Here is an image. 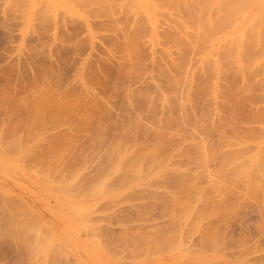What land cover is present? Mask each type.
<instances>
[{"label": "rangeland", "instance_id": "1", "mask_svg": "<svg viewBox=\"0 0 264 264\" xmlns=\"http://www.w3.org/2000/svg\"><path fill=\"white\" fill-rule=\"evenodd\" d=\"M39 1L42 4H38V0H0V264H264V0H219L223 8L218 6L219 12L213 11L210 0L203 1L194 20L203 17L205 20L209 10L215 20L222 17V20H228L211 33L207 32V23L193 25L186 22L184 6L193 1L196 5V0H135L136 6L143 4L141 9L139 6L133 8L130 0ZM127 2L130 3L128 9L125 8ZM43 4L52 9L48 10L50 8ZM155 14L159 15L155 17ZM156 18H160L159 21ZM132 20L139 21L140 25L146 22L142 26L150 25L146 28L152 32L143 27L141 33L147 35L140 33L138 38L135 37L136 44L141 46H138L141 49L138 53L132 51L133 46L128 42L133 36L132 27L137 24ZM132 23L136 24L133 26ZM179 29L192 34L184 32L183 35ZM238 30L246 36L242 40L249 39V45L241 39L239 42L230 39ZM174 31L179 39L169 37ZM200 31L202 39H196L198 44L188 45L186 41ZM125 44L129 47L123 46ZM232 46H236L235 51ZM224 47L231 51L226 63L222 60ZM208 61L209 64L220 62L221 67L216 65L214 72L209 73ZM92 71L97 74V79L90 74ZM222 72L225 73L222 75ZM171 81L173 86L169 85ZM177 82L183 83L182 86ZM161 95L166 100L163 101ZM186 101L190 103L187 105ZM103 106L108 107L109 115L102 110ZM44 109L46 112L43 113ZM163 127L166 129L162 130ZM96 128H101L100 132ZM37 141L38 148L35 146ZM44 147L47 152L43 151ZM136 153L142 158L138 155L132 158ZM230 159L235 160L234 163ZM154 161L159 166L152 163ZM150 162L152 172L147 169ZM228 165L230 167L226 169ZM246 173L250 174L249 178ZM44 184L51 189L45 188ZM259 185L262 188H258ZM63 187L65 193H62ZM111 188L113 192L110 193ZM248 189L253 190L248 192ZM55 190L60 192L54 193ZM250 193H256V197H251ZM81 206L85 209L79 215L68 209L80 207L81 212ZM80 215L82 217L78 218Z\"/></svg>", "mask_w": 264, "mask_h": 264}, {"label": "bare ground", "instance_id": "2", "mask_svg": "<svg viewBox=\"0 0 264 264\" xmlns=\"http://www.w3.org/2000/svg\"><path fill=\"white\" fill-rule=\"evenodd\" d=\"M43 1H44V0H43ZM48 1H49V0H48ZM54 1H55V0H54ZM128 1H129V0H128ZM139 1H140V0H139ZM158 1H159V0H158ZM162 1H163V0H162ZM176 1H177V0H176ZM182 1H183V0H182ZM185 1H186V0H185ZM203 1H205V0H196V2H197L196 5H194V1H193V3H189L190 5H185V6H184V7H185V13H184V15L186 16V18H188V19H186V22H189V23H191V24H193V25H194L195 23H200V24H201V23H207V27H208V28H207V32H209V33H211L212 31H214V29L218 28V25H220V24H224V23L227 24L226 22H228V20H226V19H225V20H222V18H223L222 16H219L220 18L222 17L220 20H219V19H218V20H215V18L211 17V16H210L211 14L209 13L210 10L206 13V15H205V20H203L204 17L202 18V16H203V15H201L202 13L200 14L202 20H201V19H196V20H194L195 17L198 16L199 11L202 9V8H201V9L199 10V6H203V5H204V4L201 5V3H203ZM258 1H260V0H258ZM33 2H34V1H33ZM40 2H41V3H40ZM124 2H125V1H124ZM130 2H132V6H133V8H136V7L139 6L140 9H141V6L143 5V4H141V3L138 2L139 4H137L138 6H136V3H134V2H136L135 0H134V1H131V0H130ZM140 2H141V1H140ZM145 2H146V1H145ZM152 2H153V1H152ZM152 2H151V3H152ZM156 2H157V1H156ZM186 2H187V1H186ZM189 2H190V0H189ZM210 2H211L210 7H213V8H214L213 11H215V12H219L220 10H219L218 6H219L220 8L222 7V4L220 3V1H219V0H210ZM263 2H264V1H263ZM37 3H38V4H39V3L42 4V1H39V0H38ZM37 3H35V4L37 5ZM51 3H52V2H50V4H51ZM71 3H72V2H71ZM107 3H108V2H107ZM110 3H111V2H110ZM113 3H114V2H113ZM119 3H120V2H119ZM127 3H128V2H127ZM153 3H155V2H153ZM57 4H58V3H57ZM116 4H117V3H116ZM129 4H130V3L125 4V5H126L125 8H127V7H128L127 5H129ZM157 4H158V2H157ZM164 4H165V3H164ZM172 4H173V2H172ZM176 4H177V3H176ZM179 4H180V3H179ZM251 4H252V3H251ZM263 4H264V3H263ZM263 4H262V5H263ZM43 5H44L45 7H46V6L49 7L48 4H47V5L43 4ZM97 5H98V4H97ZM99 5H100V4H99ZM134 5H135V7H134ZM154 5H156V3H155ZM159 5H160V4H159ZM162 5H163V4H162ZM182 5H183V4H182ZM41 6H42V5H41ZM44 6H43V7H44ZM77 6H78V5H77ZM88 6H89V5H88ZM88 6H87V7H88ZM101 6H102V5H101ZM109 6H110V5H109ZM109 6H108V7H109ZM122 6H124V5H122ZM129 6H130V5H129ZM132 6H131V7H132ZM152 6H153V5H152ZM168 6H169V5H168ZM174 6H176V5H174ZM174 6H173V7H174ZM179 6H181V5H179ZM207 6H208V5H207ZM207 6H206V7H207ZM48 7H46V8L48 9ZM131 7H129V8H131ZM154 7H155V6H153V8H154ZM165 7H166V6H165ZM176 7H177V6H176ZM204 7H205V6H204ZM235 7H236V6H235ZM49 8H50V9H48V10H51V9H52L51 7H49ZM83 8H84V7H83ZM110 8H111V7H110ZM119 8H120V7H119ZM122 8H123V7H122ZM122 8H121V9H122ZM168 8H169V7H168ZM43 9L45 10V8H43ZM53 9H54V8H53ZM95 9H96V8H95ZM102 9H103V8H102ZM102 9H101V10H102ZM107 9H108V8H107ZM115 9H116V8H115ZM127 9H128V8H127ZM127 9H126V10H127ZM156 9H157V8H156ZM205 9H206V8H205ZM210 9H211V8H210ZM221 9L223 10V8H221ZM103 10H104V9H103ZM118 10H119V9H118ZM118 10H117V11H118ZM129 10H130V9H129ZM135 10H136V9H135ZM137 10H139V9L137 8ZM137 10H136V11H137ZM146 10H148V9H146ZM149 10H150V9H149ZM160 10L163 11L162 9H160ZM164 10H165V8H164ZM173 10H174V9H173ZM181 10H182V9H181ZM263 10H264V9H263ZM23 11H24V10H23ZM25 11H26V9H25ZM109 11H110V10H109ZM139 11H140V10H139ZM139 11H138V13H139ZM153 11H154V10H153ZM153 11H152V12H153ZM183 11H184V9H183ZM183 11H182V12H183ZM121 12H122V11H121ZM124 12H125V11H124ZM128 12H129V11H128ZM130 12H131V11H130ZM134 12H135V11H134ZM147 12H148V11H147ZM149 12H150V11H149ZM163 12L166 13V11H163ZM167 12H168V10H167ZM171 12H172V11H171ZM175 12L178 13L176 10H175ZM37 13H38V12H37ZM87 13H88V12H87ZM98 13H99V11H98ZM112 13H113V12H112ZM136 13H137V12H136ZM141 13H142V12H141ZM141 13H140V14H141ZM144 13H145V12H144ZM154 13H155V12H154ZM164 13H163L162 16H164ZM168 13H169V12H168ZM168 13H166V14H168ZM179 13H180V12H179ZM211 13H212V10H211ZM69 14H70V13H69ZM101 14H102V13H101ZM105 14H106V13H105ZM140 14H136V15L138 16V15H140ZM173 14H174V12H173ZM173 14H172V15H173ZM79 15H80V14H79ZM96 15H97V14H96ZM103 15H104V14H103ZM152 15H153V13H152ZM157 15H159V14H157ZM157 15L155 14V17H156ZM73 16H74V14H73ZM123 16H124V15H123ZM132 16H133V14H132ZM254 16H255V15H254ZM254 16H252V18H253ZM256 16H257V15H256ZM258 16H259V15H258ZM263 16H264V15H263ZM96 17H97V16H96ZM98 17H99V16H98ZM141 17H144V16L141 15ZM152 17H153V16H152ZM158 17H159V16H158ZM182 17H183V16H182ZM246 17H247V16H246ZM132 18L134 19V17H132ZM144 18H145V17H144ZM144 18H143V21H144L145 19H147V18H145V19H144ZM148 18H149V16H148ZM160 18H161V17H160ZM160 18H159V19H160ZM168 18H169V17H168ZM178 18L180 19V17H178ZM184 18H185V17H184ZM141 19H142V18H141ZM156 19H158V18H156ZM159 19H158V21H159ZM118 20H119V19H118ZM138 20H139V18H138ZM151 20H152V19H151ZM154 20H155V19H154ZM182 20H183V18H182ZM130 21H131V20H130ZM132 21H133V22H136V23L139 22V21H134V20H132ZM140 21H141V20H140ZM145 21H147V20H145ZM148 21H149V20H148ZM179 21H180V20H179ZM184 21H185V20H184ZM184 21H183V22H184ZM110 22H111V21H110ZM116 22H117V21H116ZM122 22H123V21H122ZM155 22H156V21H155ZM155 22H154V23H155ZM136 23H135V24H136ZM144 23H146V22H144ZM144 23H143V24H144ZM148 23H150V22H148ZM151 23H152V22H151ZM158 23H159V22H158ZM177 23H178V22H177ZM179 23L181 24V22H179ZM236 23H237V22H236ZM87 24H88V23H86V25H87ZM122 24H123V23H122ZM129 24H130V23H129ZM135 24H134V25H135ZM143 24H142V25H143ZM152 24H153V23H152ZM156 24H157V22H156ZM156 24H155V25H156ZM191 24H190V25H191ZM88 25H90V24H88ZM91 25H92V24H91ZM132 25H133V23H132ZM134 25H133V26H134ZM142 25H140V23H137L136 26H134L135 28L132 27V28L134 29V32H132L133 29L131 30L132 35H133L132 37H130V35H129L130 33H129V34L127 33V34H128V37H130V38H129V41H128V38H126V40L131 44V46H133V48H132L133 50H132V51L136 50V51H135L136 53H138L137 51H140V50H141L140 48H138V46H139V47H141V46L136 44L137 41H135V37L138 38V35L142 32L143 27H144V26H142ZM146 25H147V24H146ZM146 25H145V26H146ZM155 25H154V26H155ZM183 25H184V24H183ZM103 26H104V25H103ZM107 26H108V25H107ZM149 26H150V25H149ZM149 26H146V27L148 28ZM152 26H153V25H152ZM154 26H153V28H154ZM178 26H179V25H178ZM178 26H176V27H178ZM187 26H188V25H187ZM198 26H199V25H198ZM87 27H88V26H87ZM116 27H117V26H116ZM129 27H130V26H129ZM146 27H144V30H145ZM155 27H156V26H155ZM174 27H175V26H174ZM174 27L171 28V30H172V29L174 30ZM182 27H183V26H181V28H182ZM189 27H190V26H188V28H189ZM238 27H240V26L238 25ZM88 28H89V27H88ZM123 28H124V26H123L122 29H121V30H122V33H123ZM127 28H128V27H127ZM147 28H146V29H147ZM156 28H157V27H156ZM184 28H186V27H184ZM197 28H198V27H197ZM226 28H227V27H226ZM261 28H262V27H261ZM125 29H126V28H125ZM151 29H152V28H151ZM154 29H155V28H154ZM158 29H159V28H158ZM177 29H178V28H177ZM182 29H183V28H182ZM193 29H194V28H193ZM199 29H200V28H198V30H199ZM205 29H206V28H205ZM234 29H235V28H234ZM237 29H238V28H237ZM147 30L150 31V33H152L151 30H149V29H147ZM171 30H170V31H171ZM179 30H180V29H179ZM183 30H184V29H183ZM251 30H252V29H251ZM128 31H130V30H128ZM128 31H127V32H128ZM152 31H153V29H152ZM154 31H155V30H154ZM154 31H153V32H154ZM161 31H162V30H161ZM167 31H168V30H167ZM176 31H177V30H176ZM201 31H202V30H201ZM201 31H200V34H199V33H197V34H194V33H193L194 35H192L191 39H190L189 41L187 40L186 43H187L188 45H196V44H198V43H196V42L199 40V38L202 39V38H201V37H202V36H201ZM227 31H228V30H227ZM232 31H233V30H232ZM249 31H250V30H249ZM143 32H144V31H143ZM165 32H166V31H165ZM180 32H181V30H180ZM182 32H183V33H182ZM182 32H181V33L184 35V32H186V31H182ZM189 32L191 33V31H189ZM189 32H188V33H189ZM192 32H193V31H192ZM254 32H255V31H254ZM124 33H126V32H124ZM144 33H145V32H144ZM144 33H143V34L141 33V34H142V35H145ZM156 33H157V32H156ZM168 33H170V32L168 31ZM176 33H177V32L174 31V33H172V35H169V37H170V36H171L172 38H175V37H176V38H175V40H176V39L178 38V37L176 36ZM178 33H179V32H178ZM188 33L186 32V35H187ZM119 34H120V33H119ZM127 34H125V36H126ZM141 34H140V35H141ZM153 34H154V33H153ZM170 34H171V33H170ZM182 34H181V35H182ZM191 34H192V33H191ZM191 34H190V36H191ZM223 34H224V33H223ZM120 35H121V34H120ZM146 35H147V34H146ZM146 35H145V36H146ZM151 35H152V34H151ZM188 35H189V34H188ZM216 35H217V34H216ZM216 35H215V36H216ZM231 35H233V33H232ZM243 35H244V34H243ZM243 35H242V31H241V30H240V31L238 30V32L236 31V33H235L230 39H232V40H234V41H238V42H239V40L241 39L240 41H242V42L247 46V45L250 44V41H249V44H247V42H248L249 39H248V40H244V39H243V40H244V41H243L242 38L246 37L245 35H244V36H243ZM148 36H149V34H148ZM157 36H158V35H157ZM167 36H168V35H167ZM167 36H166V37H167ZM179 36H180V34H179ZM215 36H214L213 39H215ZM222 36H223V35H222ZM242 36H243V37H242ZM259 36H260V34H259ZM88 37H89V36H88ZM126 37H127V36H126ZM141 37H143V36H139V38H141ZM163 37H165V35H164ZM248 37H249V36H248ZM248 37H247V38H248ZM90 38H91V37H90ZM92 38H93V37H92ZM122 38H123V37H122ZM137 38H136V39H137ZM255 38H256V37H255ZM255 38H254V39H255ZM87 39H89V38H87ZM149 39H150V38H149ZM158 39H159V38H158ZM178 39H179V38H178ZM196 39H198V40L196 41ZM209 39H210V38H209ZM218 39H219V38H218ZM225 39H226V38H225ZM237 39H238V40H237ZM151 40H152V39H151ZM169 40H170V39H169ZM172 40H173V39H171V41H172ZM182 40H183V38L181 39V41H182ZM184 40H185V38H184ZM210 40H211V39H210ZM210 40H209V41H210ZM256 40H257V39H256ZM258 40H259V39H258ZM86 41H87V40H86ZM108 41H109V40H108ZM203 41H205V40H203ZM212 41H213V40H212ZM215 41H216V40H215ZM263 41H264V40H263ZM125 42H126V41H125ZM125 42H124V43H125ZM173 42H174V40H173ZM173 42H172V43H173ZM184 42H185V41H183V43H184ZM200 42H201V40H200ZM242 42H241V43H242ZM245 42H246V43H245ZM251 42H252V41H251ZM85 43H86V42H85ZM85 43H84V44H85ZM126 43H127V42H126ZM129 43H128V44H129ZM138 43H139V41H138ZM177 43H180V42H177ZM177 43H176V44H177ZM181 43H182V42H181ZM195 43H196V44H195ZM201 43L203 44V42H201ZM205 43H206V42H205ZM207 43H208V41H207ZM231 43H232V42H231ZM234 43H235V42H234ZM256 43H257V41H256ZM128 44H127V45L125 44V45H123V46H127V47H129ZM176 44H175V45H176ZM184 44H185V43H184ZM187 44H186V45H187ZM152 45H153V44H152ZM177 45H178V44H177ZM199 45H200V44H199ZM165 46H166V45H165ZM181 46H183V44H182ZM204 46H205V45H204ZM189 47H190V46H189ZM201 47H203V46H201ZM229 47H230V46H229ZM232 47H233V50H232V51H235V47H236V46H232ZM241 47H242V46H241ZM123 48H124V47H123ZM123 48H122V49H123ZM125 48H126V47H125ZM171 48H172V47H171ZM182 48H185V47H182ZM191 48H192V47H191ZM191 48H190V49H191ZM224 48L226 49V51H224V50L222 51V58H223L222 60H223V63H226V60H225V59H227V58L229 57V55L231 54V51L227 50V47H224ZM126 49H127V48H126ZM129 49H130V48H129ZM139 49H140V50H139ZM194 49H195V48H194ZM201 49H202V48H201ZM201 49H200V50H201ZM246 49H248V48H246ZM181 50H184V49H181ZM196 50H198V48H197ZM241 50H242V49H241ZM254 50H256V49H254ZM130 51H131V50H130ZM130 51H129V52H130ZM217 51H218V50H217ZM219 51H220V50H219ZM126 52H127V51H126ZM140 52H141V51H140ZM188 52H189V51L187 50V53H188ZM246 52H248V50H246ZM136 53L134 54V57H136V56H135ZM185 53H186V52H185ZM185 53H184V54H185ZM220 53H221V52H220ZM242 53H243V52H242ZM139 54H140V53H139ZM139 54H138V55H139ZM167 54H168V53H167ZM184 54H183V55H184ZM212 54H213V53H212ZM125 55H126V54H125ZM131 55H133V53H131ZM160 55H161V54H160ZM183 55H182V57H183ZM203 55H205V54H203ZM254 55H255V53H254ZM208 56H209V55H208ZM250 56H251V55H250ZM250 56H249V57H250ZM134 57H133L132 59L135 60L136 58H134ZM156 57H157V56H156ZM179 57H180V56H179ZM216 57H217V56H216ZM242 57H243V56H242ZM246 57H247V55H246ZM246 57H245V58H246ZM137 58H138V56H137ZM183 58H184V57H183ZM214 58H215V57H214ZM230 58H231V56H230ZM237 58H238V57H237ZM255 58H256V57H255ZM125 59H127V58L125 57L124 60H125ZM208 59H209V58H208ZM242 59H243V58H242ZM246 59H248V58H246ZM257 59H258V58H257ZM136 60H137V59H136ZM211 60H213L212 57H211ZM216 60H217V59H216ZM240 60H241V59H240ZM248 60H249V59H248ZM125 61H126V60H125ZM162 61H163V60H162ZM189 61H190V60H189ZM209 61H210V59H209ZM209 61H208V63L206 62L207 65L209 64ZM227 61H228V60H227ZM253 61H254V59H253ZM134 62H135V61H134ZM134 62H132V63H134ZM182 62H183V60H182ZM182 62H181V63H182ZM232 62H233V61H232ZM250 62H251V61H250ZM103 63H104V62H103ZM105 63H106V62H105ZM136 63H137V61H136ZM179 63H180V62H179ZM218 63H220V62H218ZM218 63H217L216 61H211L210 64L208 65V68H207V70L210 71V72H209V71H208V72H209V73H212V72H211L212 70H213V72H214V69L216 68V65L220 66ZM233 63H234V62H233ZM240 63H241V62H240ZM244 63H245V61H244ZM248 63H249V62H248ZM177 64H178V63H177ZM177 64H176V65H177ZM250 64H251V63H250ZM129 65H130V64H129ZM181 65H182V64H181ZM237 65H238V64H237ZM252 65H253V64H252ZM252 65H251V66H252ZM131 66H133V64H131ZM239 66H240V65H239ZM239 66H238V68H239ZM246 66H248V65H246ZM134 67H135V66H134ZM175 67H176V66H175ZM186 67H187V64H186ZM186 67H185V68H186ZM220 67H221V66H220ZM220 67H219V68H220ZM105 68H106V67H105ZM123 68H124V67H123ZM129 68H130V67H129ZM129 68L126 69V70H129ZM132 68H133V67H132ZM219 68H218V69H219ZM231 68H232V67H231ZM133 69H134V68H133ZM145 69H146V68H145ZM145 69L143 68L142 70H145ZM182 69H183V67H182ZM221 69H222V68H221ZM225 69H226V68H223L222 70L225 71ZM236 69H237V68L235 67V70H236ZM239 69H241V68H239ZM101 70H102V69H101ZM120 70H121V69H120ZM159 70H160V69H159ZM216 70H217V69H216ZM219 70H220V69H219ZM219 70H218V71H219ZM237 70H238V69H237ZM88 71H90V70H88ZM129 72H130V71H129ZM159 72H160V71H159ZM186 72H187V71H186ZM231 72H233V71H231ZM236 72H237V71H236ZM88 73H89V72H88ZM88 73H87V74H88ZM161 73H162V72H161ZM165 73H166V72H165ZM189 73H190V72H189ZM215 73L217 74V71H216ZM223 73H225V72H222L221 74L223 75ZM228 73H229V72H228ZM233 73H235V72H233ZM233 73H231V74L233 75ZM246 73H247V72H246ZM249 73H250V72H249ZM90 74H92V75H93L94 77H96V79H97V74H96L95 72L92 71V73H90ZM122 74H123V73H122ZM218 74H219V72H218ZM229 74H230V73H229ZM229 74H228V75H229ZM236 74H238V73H236ZM53 75H54V74H53ZM129 75H131V74H129ZM129 75H128V76H129ZM134 75H135V74H134ZM209 75H210V74H209ZM209 75H208V76H209ZM219 75H220V74H219ZM240 75H241V74H240ZM240 75H239V76H240ZM247 75H248V74H247ZM123 76H124V75H123ZM141 77H142V76H141ZM210 77H211V75H210ZM230 77H231V76H230ZM88 78H89V79L91 78V80H92L93 77H88ZM127 78H128V77H127ZM184 78H186V75H185ZM184 78H183V79H184ZM189 78H190V76H189ZM191 78H192V77H191ZM191 78H190V79H191ZM181 79H182V78H181ZM190 79H189V81H191V83H192V80H190ZM209 79H210V78H209ZM77 80H78V79H77ZM187 80H188V78H187ZM173 81H174V80H173ZM175 81H176V80H175ZM175 81H174V82H175ZM178 81H180V80H178ZM184 81H186V79H185ZM76 82H77V81H76ZM76 82H75V83H76ZM96 82L98 83V80H97ZM167 82H168V81H167ZM180 82H181V81H180ZM180 82H177V83L181 84ZM78 83H79V82H78ZM170 83H172V81L169 82V85H171ZM177 83H176V84H177ZM184 83H185V82H184ZM214 83H215V81H214ZM101 84H102V83H101ZM101 84H99L100 87L103 86V85H101ZM103 84H104V83H103ZM131 84H132V83H131ZM182 84H183V83H182ZM182 84H181V86H182ZM186 84H187V83H186ZM210 84H211V83H210ZM75 85H76V84H75ZM115 85H116V84H115ZM157 85H158V84H157ZM169 85L167 84V86H169ZM173 85H174V84H173ZM173 85H171V86H173ZM184 85H185V84H184ZM184 85H183V87H184ZM190 85H191V84H190ZM53 86H54V85H53ZM88 86H90V85H88ZM97 86H98V85H97ZM152 86H153V85H152ZM177 86H178V85H177ZM186 86H187V85H186ZM200 86H201V85H199L198 87H200ZM55 87H56V86H55ZM116 87H117V86H116ZM129 87H130V86H129ZM174 87H175V86H174ZM179 87H180V85H179ZM183 87L181 88L182 90H183ZM203 87H204V86H203ZM203 87H202V89H203ZM5 88H6V87H5ZM32 88H33V87H32ZM51 88H52V87H51ZM109 88H110V87H109ZM119 88H120V86H119ZM119 88H118V89H119ZM184 88H185V87H184ZM189 88H190V87H189ZM211 88H212V85H211ZM87 89H88V87L86 88V90H87ZM91 89H92V88H91ZM170 89H171V88H170ZM192 89H193V88H192ZM199 89H200V88H199ZM214 89H215V88H214ZM238 89H239V88H238ZM53 90H54V89H53ZM88 90H89V89H88ZM114 90H115V89H114ZM174 90H175V89H174ZM177 90H178V89H177ZM186 90H187V88H186ZM186 90H184V91H186ZM236 90H237V89H236ZM239 90H240V89H239ZM126 91H127V90H126ZM175 91H176V90H175ZM179 91H180V89H179ZM187 91H188V90H187ZM210 91H212V90H210ZM216 91H217V90H216ZM241 91H242V90H241ZM50 92H51V90H50ZM50 92H49V93H50ZM52 92H53V91H52ZM60 92H61V91H60ZM129 92H130V90H129ZM131 92H132V91H131ZM227 92H228V91H227ZM3 93H4V92H3ZM47 93H48V92H47ZM55 93H56V92H55ZM74 93H75V92H74ZM88 93H89V92H88ZM189 93H190V92H189ZM208 93H209V92H208ZM247 93H248V92H247ZM56 94H58V93H56ZM61 94H62V93H61ZM93 94H94V93H93ZM125 94H126V92H125ZM127 94H128V93H127ZM127 94H126V95H127ZM129 94H130V93H129ZM137 94H138V93H137ZM195 94H196V92H195ZM236 94H238V93H236ZM239 94H240V93H239ZM243 94H244V92H243ZM243 94H242V95H243ZM245 94H246V93H245ZM0 95H2V94L0 93ZM9 95H10V94H9ZM73 95H74V94H73ZM73 95H72V96H73ZM76 95H77V94H76ZM80 95H82V94H80ZM185 95H186V94H185ZM228 95H229V94H228ZM3 96L5 97V95H3ZM6 96H7V95H6ZM53 96H54V95H53ZM59 96H60V95H59ZM61 96H62V95H61ZM120 96H121V95H120ZM123 96H124V95H123ZM127 96H128V95H127ZM139 96H140V95H139ZM161 96H162V98H163V95H161ZM164 96H165V95H164ZM196 96H197V95H196ZM235 96H236V95H235ZM244 96H245V95H244ZM4 97H3L2 99H4ZM41 97H42V96H41ZM41 97H40V98H41ZM44 97H45V96H44ZM44 97H43L42 99H45ZM56 97H57V96H56ZM75 97H76V96H75ZM82 97H83V96H82ZM136 97H137V96H136ZM149 97H150V96H149ZM165 97H167V94H166ZM183 97H184V96H183ZM188 97H189V96H188ZM188 97H187V99H188ZM190 97H191V96H190ZM209 97H210V96H209ZM212 97H213V96H212ZM238 97H239V96H237V98H238ZM5 98H6V97H5ZM9 98H10V97H9ZM47 98H48V96H47ZM50 98H51V95H50L49 99H50ZM71 98H72V97H71ZM71 98H70V99H71ZM162 98H161V99H162ZM167 98H168V97H167ZM185 98H186V97H185ZM194 98H195V97H194ZM242 98H243V97H242ZM2 99H1V100H2ZM72 99H73V98H72ZM95 99H96V98H95ZM127 99H128V98H127ZM187 99H186V100H187ZM239 99H240V97H239ZM36 100H37V99H36ZM55 100H56V99H55ZM65 100H66V99H65ZM68 100H69V99H68ZM75 100H76V98H75ZM123 100H124V99H123ZM125 100H126V99H125ZM129 100H130V99H129ZM162 100L164 101V100H166V98H163ZM242 100H243V99H242ZM8 101H9V100L7 99L6 102H8ZM34 101H35V100H34ZM40 101H41V100H40ZM43 101H45V100H43ZM48 101H49V100H48ZM62 101H63V100H62ZM96 101H97V100H95V102H96ZM121 101H122V100H121ZM140 101H141V100H140ZM158 101H159V100H158ZM179 101H180V100H179ZM238 101H239V100H238ZM245 101H246V100H245ZM259 101H260V100H259ZM3 102H5V101H3ZM13 102H14V101H13ZM56 102H57V101H56ZM65 102H66V101H65ZM65 102H64V103H65ZM70 102H72V101H70ZM73 102H74V101H73ZM123 102H124V101H123ZM167 102H168V101H167ZM239 102H240V101H239ZM33 103H37V101H36V102H33ZM43 103H45V102H43ZM43 103H42V104H43ZM66 103H67V102H66ZM76 103H77V102H76ZM76 103H75V104H76ZM79 103H80V102H79ZM99 103H100V102H99ZM157 103H158V102H157ZM180 103H181V102H180ZM185 103H186V104H187V103L189 104L190 101H186ZM244 103H245V102H244ZM1 104H2V103H1ZM38 104H39V103H38ZM59 104H61V103H59ZM62 104H63V102H62ZM69 104H70V103H69ZM81 104H82V103H81ZM85 104H87V103H85ZM88 104H89V103H88ZM96 104H97V103H96ZM101 104H102V103H101ZM168 104H169V103H168ZM177 104H178V102H177ZM181 104H183V102H182ZM186 104H185L184 106H186ZM188 104H187V105H188ZM230 104H231V103H230ZM237 104H238V102H237ZM237 104H236V105H237ZM248 104H249V103H248ZM20 105H21V104H20ZM35 105H36V104H35ZM52 105H53V104H52ZM56 105H57V104H56ZM63 105H64V104H63ZM72 105H74V104H72ZM92 105H94V104H92ZM92 105H91V107H92ZM103 105H104V104H103ZM166 105H167V104H166ZM175 105H176V103H175ZM41 106H42V105H41ZM70 106H71V104H70ZM81 106H82V105H81ZM86 106H87V105H86ZM176 106H177V105H176ZM184 106H183V107H184ZM231 106H232V105H231ZM14 107H15V106H14ZM27 107H29V106H27ZM27 107H26V108H27ZM64 107H65V106H64ZM68 107H69V106H68ZM36 108H37V107H36ZM42 108H43V107H42ZM51 108H52V107H51ZM51 108H50V109H51ZM66 108H67V107H66ZM75 108H76V107H75ZM89 108H90V105H89ZM89 108H88V109H89ZM185 108H186V107H185ZM192 108H193V107H192ZM230 108H231V107H230ZM5 109H6V108H5ZM15 109H16V108H15ZM30 109H31V108H30ZM45 109H46V108H45ZM45 109H44V110H45ZM57 109H58V108H57ZM57 109H56V110H57ZM60 109H61V108L59 107V110H60ZM69 109H70V108H69ZM83 109H84V108H83ZM91 109H92V108H91ZM96 109H97V108H96ZM99 109H100V108H99ZM99 109H98V110H99ZM180 109H181V108H180ZM182 109H183V108H182ZM243 109H244V108H243ZM31 110H32V109H31ZM46 110H47V109H46ZM46 110L43 111V113L46 112ZM48 110H49V108H48ZM63 110H64V109H63ZM98 110H97V111H98ZM102 110L105 112V114L108 113L107 115H109L110 112H109V109H108L107 106H103V107H102ZM124 110H125V109H124ZM124 110H123V111H124ZM177 110H178V109H177ZM184 110H185V109H184ZM184 110H183V111H184ZM263 110H264V109H263ZM14 111H15V110H14ZM24 111L26 112V110H24ZM37 111H38V110H37ZM61 111H62V110H61ZM69 111H70V110H69ZM88 111H89V110H88ZM91 111H94V110L92 109ZM97 111H96V112H97ZM140 111H141V110H140ZM180 111H181V110H180ZM11 112H12V111H11ZM29 112H30V111H29ZM31 112H32V111H31ZM38 112H39V111H38ZM79 112H80V111H79ZM101 112H102V111H101ZM104 112H103V115H105ZM124 112H125V111H124ZM149 112H150V111H149ZM229 112H230V111H229ZM262 112H263V111H262ZM34 113H35V111H34ZM93 113H94V112H93ZM99 113H100V112H99ZM151 113H152V112H151ZM161 113H162V112H161ZM181 113L183 114L182 111H181ZM209 113H210V112H209ZM231 113H232V112H231ZM243 113H244V112H243ZM27 114H28V113H27ZM52 114H53V113H52ZM68 114H69V113H68ZM91 114H92V113H91ZM97 114H98V112H97ZM155 114H156V113H155ZM169 114H170V113H169ZM218 114H219V113H218ZM32 115H33V114H31V116H32ZM47 115H48V114H47ZM60 115H61V114H60ZM71 115H72V114H71ZM99 115H100V114H99ZM99 115H98V116H99ZM101 115H102V113H101ZM184 115H185V114H184ZM231 115H233V114H231ZM231 115H230V116H231ZM260 115H261V114H259V116H260ZM55 116H56V115H55ZM69 116H70V115H69ZM123 116H124V115H123ZM179 116H180V115H179ZM261 116H262V115H261ZM8 117H9V115H8ZM37 117H39V116L37 115ZM79 117H80V116H79ZM100 117H101V116H100ZM100 117H98V118H100ZM106 117H107V116H106ZM128 117H129V116H128ZM184 117H186V115H185ZM263 117H264V116H263ZM27 118H28V117H27ZM41 118H42V115H41ZM47 118H48V117H46V120H47ZM73 118H74V117H73ZM75 118H76V117H75ZM181 118H182V116H181ZM25 119H26V118H25ZM29 119H30V118H29ZM53 119H54V118H53ZM167 119H168V118H167ZM178 119H179V117H178ZM183 119H184V118H183ZM185 119H186V118H185ZM60 120H63V119H60ZM79 120H80V119H79ZM97 120H98V119H97ZM137 120H138V119H137ZM169 120H171V119H169ZM169 120H168V122L170 123ZM211 120H212V119H211ZM16 121H17V120H16ZM41 121H42V120H41ZM50 121H52V119H50ZM65 121H66V120H65ZM104 121H105V119H104ZM151 121H152V120H151ZM166 121H167V120H166ZM173 121H174V120H173ZM177 121H178V120H176L175 122H177ZM184 121H185V120H184ZM187 121H189V120L187 119ZM35 122H36V121H35ZM39 122H40V121H39ZM53 122H54V121H53ZM56 122H57V121H56ZM60 122H61V121H60ZM84 122H85V121H84ZM100 122H101V121H100ZM100 122H99V124H100ZM138 122H139V121H138ZM138 122H137V124H138ZM158 122H159V121H158ZM168 122H167V123H168ZM180 122H181V121H180ZM213 122H214V121H213ZM224 122H225V121H224ZM242 122H243V121H242ZM62 123H63V121H62ZM103 123L105 124L106 122H103ZM150 123H151V122H150ZM181 123H182V122H181ZM24 124H25V123H24ZM36 124H37V123H36ZM36 124H35V125H36ZM57 124H59V123H57ZM80 124H81V123H80ZM90 124H91V123H90ZM90 124H89V125H90ZM137 124H136V125H137ZM139 124H140V126H141V123H139ZM156 124H157V123H156ZM164 124L166 125V122H165ZM170 124H172V123H170ZM174 124H176V123H174ZM174 124H173V125H174ZM212 124H213V123H212ZM14 125H15V124H13V126H14ZM33 125H34V124H33ZM41 125H42V124H41ZM62 125H63V124H62ZM142 125H143V124H142ZM159 125H161V122H159ZM168 125H169V124H168ZM227 125H228V124H227ZM10 126H11V125H10ZM26 126L28 127V124H27ZM38 126H39V125H38ZM95 126H96V125H95ZM97 126H99V125H97ZM103 126H104V125H103ZM107 126H108V124H107ZM132 126H133V125H132ZM150 126H151V124H150ZM157 126H158V125H157ZM161 126H163V125H161ZM169 126H170V125H169ZM20 127H21V126H20ZM88 127H89V126H88ZM91 127H92V126H91ZM137 127H138V126H137ZM137 127H136V128H137ZM141 127H142V128H140V129H143L144 126H141ZM38 128H39V127H38ZM50 128H51V127H50ZM52 128H54V125L52 126ZM130 128H131V127H130ZM136 128L134 127V129H136ZM158 128H159V126H158ZM164 128H165V127H163L162 130H164ZM195 128H196V126H195ZM214 128H215V126H214ZM235 128H236V127H235ZM237 128H238V127H237ZM8 129H9V128H8ZM35 129H36V128H35ZM41 129H42V128H41ZM41 129H40V130H41ZM90 129H91V128H90ZM97 129H98V128H96V131H97ZM100 129H101V128H100ZM100 129H98L99 132H100ZM132 129H133V127H132ZM138 129H139V128H138ZM138 129H137V130H138ZM145 129H146V128H145ZM160 129H161V127H160ZM165 129H166V128H165ZM179 129H180V128H179ZM192 129H193V127H192ZM217 129H218V128H217ZM11 130H12V128H11ZM30 130H31V129H30ZM91 130H92V129H91ZM93 130H94V129H93ZM123 130H124V129H123ZM123 130H121V131H123ZM130 130H131V129H129V131H130ZM170 130H171V129H170ZM214 130H215V129H214ZM12 131H13V130H12ZM14 131H15V130H14ZM28 131H29V130H28ZM33 131H34V130H33ZM48 131H49V130H48ZM125 131H128V130L125 129ZM131 131H132V130H131ZM133 131H134V130H133ZM145 131H146V130H145ZM158 131H160V130H158ZM158 131H157V132H158ZM165 131H166V130H165ZM165 131H164V132H165ZM172 131H173V130H172ZM244 131H245V130H244ZM9 132H10V131H9ZM91 132H93V131H91ZM102 132H103V130H102ZM102 132H101V133H102ZM104 132H105V130H104ZM123 132H124V131H123ZM134 132H135V131H134ZM134 132H133V133H134ZM136 132H137V131H136ZM182 132H183V131H182ZM248 132H249V131H248ZM2 133H3V132H2ZM5 133H6V132H5ZM14 133H15V132H14ZM96 133H98V132H96ZM129 133H131V132H129ZM133 133H132V134H133ZM148 133H149V132H148ZM160 133H161V132H160ZM160 133H159V134H160ZM10 134H11V133H10ZM32 134H33V133H32ZM32 134H31V135H32ZM162 134H163V133H161V135H162ZM14 135H15V134H14ZM29 135H30V133H29ZM128 135H129V134H128ZM130 135H131V134H130ZM134 135H135V134H134ZM134 135H133V136H134ZM152 135H153V132H152ZM157 135H158V134H157ZM164 135H165V134H164ZM252 135H253V134H252ZM16 136H17V135H16ZM60 136H61V135H60ZM60 136H59V137H60ZM133 136H132V137H133ZM235 136H236V135H235ZM32 137H33V136H32ZM34 137H35V136H34ZM96 137H97V135H96ZM158 137H160V136H158ZM161 137H162V136H161ZM14 138H16V137H14ZM27 138H28V137H27ZM60 138H61V137H60ZM18 139H19V138H18ZM30 139H32V138H30ZM30 139H29V140H30ZM33 139H34V138H33ZM118 140H120V139H118ZM10 141H11V140H10ZM60 141H61V140H60ZM96 141H97V140H96ZM122 141H123V139H122ZM157 141H158V140H157ZM192 141H193V140H192ZM26 142H28V141L26 140ZM35 142H36V141H35ZM58 142H59V141H58ZM65 142H66V141H65ZM70 142H71V141H70ZM114 142H115V141H114ZM124 142H125V141H124ZM155 142H156V141H155ZM1 143H2V142H1ZM1 143H0V144H1ZM9 143H10V142H9ZM17 143H18V142H17ZM38 143H39V142L37 141V144L35 145V146H37V148H38ZM41 143H43V142H41ZM67 143H68V142H67ZM189 143H190V142H189ZM189 143H188V145H189ZM191 143H192V142H191ZM7 144H8V143H7ZM10 144H11V143H10ZM10 144H9V145H10ZM29 144H30V143H29ZM64 144H65V143H64ZM123 144H124V143H123ZM158 144H159V143H158ZM160 144H161V143H160ZM203 144H204V143H203ZM9 145H8V147H10ZM11 145H13V144H11ZM16 145H17V144H16ZM19 145H20V144H19ZM27 145H28V144H27ZM44 145H45V144H44ZM57 145H58V144H57ZM60 145H61V144H60ZM115 145H117V143H116ZM132 145H133V144H132ZM204 145H205V144H204ZM35 146L32 147V148H35ZM51 146H52V145H51ZM61 146H62V145H61ZM61 146H60V147H61ZM65 146H66V145H65ZM157 146H158V145H157ZM195 146H196V145H195ZM201 146H202V145H201ZM4 147H5V146H4ZM13 147H14V146H13ZM45 147H46V146H45ZM45 147H44L43 151H44V152H45V151L47 152V148H46V150H45ZM48 147H49V146H48ZM52 147H53V146H52ZM62 147H63V146H62ZM116 147H117V146H116ZM161 147H162V146H161ZM198 147H199V146H198ZM29 148H30V147H29ZM40 148H41V146H40ZM64 148H65V147H64ZM64 148H63V149H64ZM120 148H122V146H120ZM120 148H119V149H120ZM123 148H125V147H123ZM123 148H122V149H123ZM130 148H131V147H130ZM156 148H157V147H156ZM195 148H196V147H195ZM11 149H12V148H11ZM18 149H19V148H18ZM50 149H51V148H50ZM203 149H204V148H203ZM216 149H217V148H216ZM26 150H28V149H26ZM33 150H34V149H33ZM33 150H32V151H33ZM58 150H60V149H58ZM61 150H62V149H61ZM126 150H127V149H126ZM144 150H145V149H144ZM146 150H147V149H146ZM155 150H156V149H155ZM204 150H205V149H204ZM29 151H31V150H29ZM40 151H41V150H40ZM48 151H49V149H48ZM113 151H114V150H113ZM116 151H117V150H116ZM116 151H115V152H116ZM120 151H121V149H120ZM120 151H119V152H120ZM122 151H123V150H122ZM198 151H202V149H201V150H198ZM4 152H5V151H4ZM16 152H17V150H16ZM34 152H35V151H34ZM36 152H38V151H36ZM55 152H56V151H55ZM57 152L59 153V151H57ZM60 152H61V151H60ZM70 152H71V151H70ZM111 152H112V151H111ZM115 152H114V153H115ZM127 152H128V151H127ZM127 152H126V153H127ZM137 152H138V150H137ZM141 152H142V150H141ZM158 152H159V149H157V152H156L155 154L157 155ZM203 152H204V151H203ZM218 152H219V151H218ZM220 152H221V151H220ZM235 152H237V151H235ZM108 153H109V152H108ZM117 153H118V152H117ZM123 153H124V151H123ZM138 153H140V151H139ZM206 153H207V151H206ZM23 154H24V153H23ZM29 154H30V153H29ZM48 154H49V153H48ZM121 154H122V153H121ZM121 154H120V156H121ZM140 154H142V153H140ZM140 154L138 155V154L136 153L135 156H132V158L137 157V155L140 157ZM147 154H148V153H147ZM155 154H154V155H155ZM161 154H162V153H161ZM166 154H167V153H166ZM186 154H187V153H186ZM201 154H202V153H201ZM24 155H25V154H24ZM38 155H39V154H38ZM57 155H58V154H56V156H57ZM64 155H65V154H64ZM110 155H111V154H110ZM110 155H109V156H110ZM116 155H117V154H116ZM142 155H143V154H142ZM148 155H149V154H148ZM148 155H147V156H148ZM159 155H160V154H159ZM163 155H164V154H163ZM199 155H200V154H199ZM208 155H209V153H208ZM33 156H34V155H33ZM33 156H32V157H33ZM122 156H123V155H122ZM150 156L152 157L153 155H150ZM205 156H206V155H205ZM209 156H210V155H209ZM209 156H208V157H209ZM232 156H233V155H232ZM232 156H231V157H232ZM254 156H255V155H254ZM262 156H264V155H262ZM48 157H50V156H48ZM105 157H106V156H105ZM107 157H108V156H107ZM113 157H117V156H112V158H113ZM139 157H138V158H139ZM153 157H155V156H153ZM153 157H152V158H153ZM197 157H198V156H197ZM201 157H202V156H201ZM46 158H47V157H46ZM50 158H52V157H50ZM64 158H65V157H64ZM110 158H111V157H110ZM138 158H136V159H138ZM140 158H142V157H140ZM143 158H144V155H143ZM147 158H150V157H147ZM165 158H166V157H165ZM198 158H200V157H198ZM205 158H206V157H205ZM209 158H210V157H209ZM232 158H233V157H232ZM242 158H243V157H242ZM248 158H249V157H248ZM47 159H48V158H47ZM66 159H67V158H66ZM116 159H117V161H118L119 158H116ZM116 159H113L114 162H116V161H115ZM155 159H157V157H155ZM159 159L161 160L160 157L158 158V160H159ZM173 159H174V158H173ZM206 159H207V158H206ZM237 159H238V158H237ZM249 159H251V158H249ZM256 159H257V158H256ZM60 160H61V159H60ZM60 160H59V161H60ZM109 160H110V159H109ZM113 160H112V161H113ZM124 160H125V159H123V161H124ZM126 160L128 161L129 159L126 158ZM130 160H131V159H130ZM132 160H133V159H132ZM132 160H131V161H132ZM140 160H141V159H140ZM158 160H156V161H158ZM163 160H164V158H163ZM163 160L161 161V164L164 165ZM199 160H201V159H199ZM226 160H227V159H226ZM230 160H231V159H230ZM241 160H242V159H241ZM253 160H255V159H253ZM260 160H261V159H260ZM27 161H28V160H27ZM57 161H58V160H57ZM112 161H111V162H112ZM127 161L124 162L126 165H127ZM137 161H138V160H137ZM148 161H150V160H148ZM156 161H154V162H152V163H156V165H157L158 162H156ZM197 161H198V160H197ZM203 161H204V160H203ZM231 161H232V163H234L235 160H231ZM250 161H251V160H250ZM255 161H256V160H255ZM52 162H53V161H52ZM61 162H62V161H61ZM111 162H110V165H111ZM114 162H113V163H114ZM140 162H141V161H139V164H140ZM162 162H163V163H162ZM165 162H166V161H165ZM205 162H206V161H205ZM205 162H203V163H205ZM225 162H226V161H225ZM229 162H230V161H229ZM246 162H247V160H246ZM246 162H244V163H246ZM258 162H259V160H258ZM261 162H262V160H261ZM62 163H63V162H62ZM64 163H65V162H64ZM67 163H68V162H67ZM113 163H112V164H113ZM131 163H132V162H131ZM136 163H137V162H136ZM136 163H135V164H136ZM141 163H142V162H141ZM146 163H147V162H146ZM230 163H231V162H230ZM230 163H229V165H230ZM232 163H231V166H233ZM125 164L122 163V165H125ZM139 164H138V169H139ZM148 164H149V163H148ZM161 164H160V165H161ZM224 164H226V163H224ZM237 164H238V163H237ZM240 164H241V163H240ZM242 164H243V163H242ZM248 164H249V162H248ZM257 164H258V163H257ZM261 164H262V163H260V167L262 166ZM33 165H34V164H33ZM81 165H82V163H81ZM113 165H114V164H113ZM113 165H112V166H113ZM115 165H116V164H115ZM132 165H133V163H132ZM156 165H155V166H156ZM163 165H162V166H163ZM226 165H227V164H226ZM229 165H228V166H225V168L227 169L228 167H230ZM234 165H236V164H234ZM238 165H239V164H238ZM243 165H244V164H243ZM243 165H241V166H243ZM250 165H251V164H250ZM252 165H253V164H252ZM119 166H120V165H119ZM152 166H153V165L151 164V162H150V167H151V168H150V167L148 168L147 165H146L147 169H149L150 171H151V169H153ZM155 166H154V167H155ZM158 166H159V164H158ZM158 166H157V167H158ZM162 166H160V167H162ZM166 166H167V165H166ZM245 166H246V164H245ZM254 166H255V165H254ZM58 167H59V166H58ZM63 167H64V166H63ZM121 167H123V166H121ZM221 167H222V166H221ZM77 168H78V167H77ZM118 168H120V167H118ZM127 168H129V167L127 166ZM130 168H132V166H131ZM225 168H222V169H225ZM234 168H235V167H233V169H234ZM237 168H238V167H237ZM242 168H243V167H242ZM257 168H258V167H257ZM257 168H256V170H257ZM262 168H263V166H262ZM262 168H261V169H262ZM116 169H117V168H116ZM116 169H115V170H116ZM132 169H133V168H132ZM136 169H137V167L135 168V170H136ZM155 169H157V168H155ZM155 169H154V170H155ZM217 169H218V168H217ZM226 169H225V170H226ZM229 169H230V168H229ZM231 169H232V167H231ZM235 169H236V168H235ZM251 169H252V168H251ZM258 169H259V168H258ZM119 170H120V169H119ZM119 170H118V171H119ZM135 170H134V172H135ZM157 170H158V169H157ZM211 170H212V169H211ZM237 170H238V169H237ZM60 171H61V170H60ZM107 171H109V170H107ZM113 171H114V170H113ZM131 171H132V170H131ZM147 171H148V170H147ZM147 171H146V172H147ZM150 171H148V172H150ZM152 171H153V170H152ZM152 171H151V172H152ZM217 171H218V170H217ZM226 171H229V170H226ZM226 171H225V172H226ZM232 171H233V170H232ZM244 171H245V170H244ZM247 171H248V170H247ZM250 171H251V170H250ZM250 171H248V172H250ZM260 171H261V170H260ZM129 172H130V169H129ZM136 172H139V170H138V171L136 170ZM136 172H135V173H136ZM151 172H150V173H151ZM162 172H163V171H162ZM166 172H167V171H166ZM222 172H224V171H222ZM225 172H224V173H225ZM229 172H231V171H229ZM235 172H236V171H235ZM237 172H238V171H237ZM248 172H247V173H248ZM257 172H258V170H257ZM59 173L61 174L62 172H59ZM109 173H110V172H108V174H106V175H108V177L110 176ZM125 173H126V172H125ZM150 173H149V174L146 173V174L149 176ZM214 173H216V172H214ZM227 173H228V172H227ZM238 173H239L238 175H241V174H240V171H239ZM247 173H246V175H247ZM251 173H252V172H251ZM262 173H263V171H261V174H262ZM64 174H65V173H64ZM112 174H113V173H112ZM128 174H129V173H128ZM132 174L134 175V173H132ZM138 174H139V173H138ZM138 174H137V175H138ZM146 174H145V175H146ZM216 174H217V173H216ZM218 174H219V173H218ZM222 174H223V173H222ZM234 174H235V173H234ZM242 174H243V173H242ZM263 174H264V173H263ZM52 175H53V174H52ZM61 175H62V174H61ZM61 175H60V176H61ZM65 175H66V174H65ZM101 175H102V174H101ZM115 175H116V174H115ZM125 175H126V174H125ZM135 175H136V174H135ZM145 175H141V177H142V176H145ZM147 175H146L145 177H148ZM164 175H165V174H164ZM231 175H232V174H231ZM238 175H237V176H238ZM244 175H245V174H244ZM244 175H242V177H243ZM248 175H250V174H248ZM248 175H247V176H248ZM256 175H257V173H256ZM49 176H50V175H49ZM70 176H71V175H70ZM75 176H76V175H75ZM94 176H95V175H94ZM111 176H112V175H111ZM116 176H117V175H116ZM138 176H139V175H138ZM157 176H159V174H158ZM214 176H216V175H214ZM218 176H219V175H218ZM224 176H225V175H223V177H224ZM233 176H234V175H232L231 177L233 178ZM235 176H236V174H235ZM259 176H260V175H259ZM50 177H51V176H50ZM63 177H64V176H63ZM68 177H69V176H67V178H68ZM113 177H114V176H113ZM113 177H112V178H113ZM133 177H134V176H133ZM139 177H140V176H139ZM151 177H152V175H151ZM194 177H195V175H194ZM196 177H197V176H196ZM209 177H211V176H209ZM227 177H229V175H228ZM245 177H246V176H244V178H245ZM251 177H253V176L251 175ZM260 177H261V176H260ZM45 178H46V177H45ZM70 178H71V177H70ZM104 178H106V177H104ZM122 178H123V177H122ZM124 178H125V177H124ZM124 178H123V179H124ZM129 178H130V176H129ZM131 178H132V177H131ZM136 178H138V177H136ZM153 178H156V177H153ZM213 178H214V177H213ZM217 178H218V177H217ZM225 178H226V177H225ZM225 178H224V179H225ZM229 178H230V177H229ZM235 178H236V177H235ZM240 178H241V177H240ZM248 178H249V176H248ZM114 179H115V178H114ZM134 179H135V178H134ZM148 179H149V178H148ZM148 179H147V180H148ZM150 179H151V178H150ZM181 179H182V177H181ZM197 179H198V178H197ZM197 179H196V180H197ZM206 179H207V178H206ZM224 179L221 178V180H224ZM227 179H228V178H226V180H227ZM230 179H231V178H230ZM246 179H247V178H246ZM251 179H253V178H251ZM54 180H55V179H54ZM60 180H61V179H60ZM76 180H77V179H76ZM96 180H98V179H96ZM102 180H103V178L101 179V181L99 180L100 183L102 182ZM109 180H110V179H109ZM158 180H159V179H158ZM184 180H185V179H184ZM216 180H217V179H216ZM233 180H234V179H233ZM255 180H256V179H255ZM255 180L253 179V181H255ZM51 181H52V180H51ZM56 181H57V180H56ZM62 181H63V180H62ZM65 181H66V180H65ZM129 181H130V180L125 181V182H129ZM155 181H157V180H155ZM164 181H165V180H164ZM218 181H219V180H218ZM218 181H217V182H218ZM224 181H225V180H224ZM236 181H237V180H235V183L237 184ZM241 181H243V180H241ZM247 181H249V180L247 179ZM251 181H252V180H251ZM259 181H260V178L258 179V182H259ZM63 182H64V181H63ZM66 182H67V181H66ZM68 182H69V181H68ZM92 182H93V181H92ZM132 182H133V181H132ZM165 182H166V181H165ZM184 182H185V181H184ZM220 182H222V181H220ZM230 182H231V180H230ZM243 182H244V181H243ZM43 183H44V182H43ZM98 183H99V182H98ZM147 183H148V182H147ZM153 183H155V182H153ZM194 183H195V182H194ZM207 183H208V182H207ZM212 183H213V182H212ZM233 183H234V182H233ZM249 183H250V182H249ZM256 183H257V182H256ZM261 183H262V182H261ZM64 184H65V183H64ZM64 184H63V185H64ZM96 184H97V183H96ZM106 184H107V183H106ZM124 184H125V183H124ZM182 184H183V185H186V184H184V183H182ZM217 184H218V183H217ZM223 184H224V183H223ZM44 185H45V186H44L45 188L48 187L47 184H44ZM91 185H92V184H91ZM102 185H103V184H102ZM227 185H228V183H227ZM232 185H233V184H232ZM257 185H258V184H257ZM257 185L255 184L256 187H257ZM96 186H97V185H96ZM96 186H95V188H96ZM100 186H101V185H100ZM104 186H105V185H104ZM104 186H103V187H104ZM137 186H138V185H137ZM188 186H190V185H187V187H188ZM248 186H249V185H248ZM255 186H253V188H254ZM263 186H264V185H263ZM92 187H93V186H92ZM112 187H115V186H112ZM119 187H120V186H119ZM158 187H159V186H158ZM182 187H183V186H182ZM210 187H211V186H210ZM214 187H216V186H214ZM260 187H261V186L259 185L258 188H260ZM57 188H59V187H57ZM71 188H72V187H71ZM101 188H102V187H101ZM107 188H108V187H107ZM121 188H122V187H121ZM183 188H184V187H183ZM194 188H196V187H194ZM225 188H226V187H225ZM230 188H232V187H230ZM230 188H229V189H230ZM248 188H249V187H248ZM250 188H251V187H250ZM258 188H257V191L259 192V189H258ZM261 188H262V187H261ZM48 189H51L50 186L48 187ZM60 189H62V188H60ZM84 189H85V188H84ZM148 189H149V188H148ZM174 189H175V188H174ZM186 189H188V188H186ZM222 189H223V188H222ZM101 190H102V189H101ZM108 190H109V189H108ZM118 190H119V189H118ZM181 190H182V189H181ZM193 190H194V189H193ZM233 190H234V189H233ZM249 190H251V189H248V192H250ZM252 190H253V189H252ZM252 190H251V191H252ZM52 191H53V190H52ZM58 191L60 192V190H58ZM58 191L55 190L54 193H57ZM91 191H92V190H91ZM105 191H106V190H105ZM109 191H110V193L113 192V191H112V188H111V190H109ZM114 191H115V189H114ZM227 191H228V190H227ZM229 191H230V190H229ZM260 191H261V190H260ZM86 192H87V191H86ZM101 192H102V191H101ZM106 192H108V191H106ZM183 192H184V191H183ZM186 192H187V191H186ZM200 192H201V191H200ZM223 192H224V191H223ZM230 192H231V191H230ZM62 193H65V192H64V187H63V192H62ZM97 193H98V192H97ZM115 193H116V192H115ZM184 193H185V192H184ZM221 193H222V192H221ZM233 193H234V192H233ZM69 194H70V193H69ZM92 194H93V193H92ZM104 194H105V193H104ZM104 194H102V195H104ZM231 194H232V193H231ZM245 194H246V193H245ZM250 194H251V193H250ZM254 194L256 195V193H254ZM58 195L60 196L61 194L58 193ZM63 195H64V194H63ZM246 195H247V194H246ZM255 195H252V194H251V197H252V196H255ZM260 195H261V194H260ZM59 196H58V197H59ZM67 196H68V194H67ZM67 196H66V197H67ZM173 196H175V195H173ZM258 196H259V195H258ZM61 197H62V195H61ZM125 197H126V196H125ZM175 197H176V196H175ZM255 197H256V196H255ZM63 198H64V196H63ZM70 198H71V197H70ZM220 198H221V197H220ZM249 198H250V197H249ZM257 198H258V197H257ZM65 199H66V198H64V200H65ZM172 199H174V198H172ZM250 199H253V198H250ZM8 200H9V199H8ZM62 200H63V199H62ZM62 200H61V201H62ZM68 201H70V200H68ZM170 201H171V200H170ZM175 201H178V202H179V200H175ZM243 201H244V200H243ZM70 202H71V201H70ZM178 202H177V203H178ZM180 202H182L181 199H180ZM185 202H186V201H185ZM172 203H173V202H172ZM74 204H75V203H74ZM175 204H176V202H175ZM178 204H180V203H178ZM178 204H176V205H178ZM75 205H76V204H75ZM184 205H188V204H184ZM184 205H183V206H184ZM217 205H218V204H217ZM180 206H181V205H180ZM222 206H223V204H222ZM75 207H76V206H75ZM75 207H74V208L69 207L68 209H70V211H73V212H72L73 214H76V215L83 214L82 212H83V210H84L85 208H82V206H81L82 210H81V212H79V208H80V207H78V208H75ZM172 207H173V206H172ZM185 207L187 208V206H185ZM175 208H176V206H175ZM180 208H181V207H180ZM180 208H179V210H180ZM186 208H185V209H186ZM189 208H190V207H189ZM221 208H222V207H221ZM185 209H183V210H185ZM190 209H191V208H190ZM215 209H216V208H215ZM219 209H220V206H219ZM87 210H88V209H87ZM177 210H178V209H177ZM187 210H188V209H187ZM220 210H223V208L220 209ZM232 210H233V209H232ZM26 211H27V210H26ZM189 211H190V210H189ZM191 211H192V210H191ZM233 211H234V210H233ZM207 212H208V211H207ZM77 213H78V214H77ZM86 213H88V212H86ZM174 213H175V212H174ZM184 213H185V212H184ZM188 214H189V213H188ZM210 214H211V213H210ZM212 214H213V213H212ZM30 215H31V214H30ZM171 215H172V214H171ZM219 215H220V214H219ZM221 215H222V214H221ZM28 216H29V215H28ZM173 216H174V215H173ZM30 217H31V216H30ZM77 217L80 218V217H82V215L77 216ZM84 217H85V216H84ZM84 217H83V218H84ZM86 217H88V215H87ZM183 217H184V216H183ZM24 219H25V218H24ZM37 219H38V218H37ZM84 219H85V218H84ZM5 220H6V219H5ZM16 220H17V219H16ZM175 220H177V218H176ZM179 220H180V219H179ZM179 220H178V221H179ZM171 221H172V220H171ZM88 222H89V221H88ZM37 223H38V222H37ZM174 223H175V222H174ZM172 224H173V223H172ZM198 224H199V223H198ZM12 225H15V224H12ZM176 225H177V224H176ZM178 225H179V224H178ZM33 226H34V225H33ZM42 226H43V224H42ZM36 227H38V226H36ZM36 227H35V228H36ZM44 227H45V226H44ZM13 228H15V226H14ZM41 228H42V227H41ZM91 228H92V227H91ZM192 228H193V226H192ZM260 228H261V227H260ZM262 228H263V227H262ZM45 229H46V228H45ZM212 229H213V228H212ZM9 230H10V229H9ZM20 230H21V229H20ZM20 230H19V231H20ZM26 230H27V229H26ZM39 231H40V230H39ZM44 231H46V230H44ZM87 231H88V230H87ZM20 232H21V231H20ZM37 232H38V228H37ZM47 232H48V231H47ZM88 232H89V231H88ZM207 232H208V231H207ZM207 232H206V233H207ZM12 233H13V231L11 232V234H12ZM33 233H34V232H33ZM33 233H32V234H33ZM22 234H23V233H22ZM32 234H31V235H32ZM162 234H163V233H162ZM33 235H34V234H33ZM44 235H45V234H44ZM49 235H51V234H49ZM189 235H190V234H189ZM172 236H174V235H172ZM182 236H183V235H182ZM208 236H209V235H207V237H208ZM21 237H22V236H21ZM207 237H206V238H207ZM215 238H216V236H215ZM218 238H219V237H218ZM44 239H45V238H44ZM211 239H212V238H211ZM213 239H214V237H213ZM23 240H24V239H23ZM206 240H207V239H206ZM217 240H218V239H217ZM26 241H27V240H26ZM26 241H25V242H26ZM38 241H39V240H38ZM47 241H48V240H47ZM209 242H210V241H209ZM209 242H208V243H209ZM26 243H27V242H26ZM168 243H169V242H168ZM215 243H216V242H215ZM47 244H48V243H47ZM135 244H136V243H135ZM220 244H221V243H220ZM42 245H43V244H42ZM44 245H45V244H44ZM146 245H147V244H146ZM209 245H210V244H209ZM158 246H159V245H158ZM241 246H242V245H241ZM172 247H173V246H172ZM174 248H175V247H174ZM216 248H217V247H216ZM43 249H44V248H43ZM62 249H63V248H62ZM41 250H42V249H41ZM44 250H45V249H44ZM60 250H61V249H60ZM62 251H63V250H62ZM65 253H66V252H65ZM58 254H59V253H58ZM62 254H63V252H62ZM41 255H42V254H41ZM60 255H61V254H60ZM65 255H66V254H65ZM47 256H48V254H47ZM52 256H53V255H52ZM63 256H64V255H63ZM43 257H45V254L43 255ZM109 257H111V256H109ZM65 258H66V257H65ZM119 259H120V258H119ZM53 260H54V259H53Z\"/></svg>", "mask_w": 264, "mask_h": 264}]
</instances>
